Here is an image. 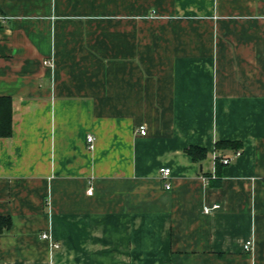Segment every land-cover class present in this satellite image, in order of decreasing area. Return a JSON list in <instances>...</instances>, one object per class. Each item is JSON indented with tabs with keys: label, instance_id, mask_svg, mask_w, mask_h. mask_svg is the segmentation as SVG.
I'll return each instance as SVG.
<instances>
[{
	"label": "crops",
	"instance_id": "0c3cea01",
	"mask_svg": "<svg viewBox=\"0 0 264 264\" xmlns=\"http://www.w3.org/2000/svg\"><path fill=\"white\" fill-rule=\"evenodd\" d=\"M0 96V264H264V0H0Z\"/></svg>",
	"mask_w": 264,
	"mask_h": 264
},
{
	"label": "trees",
	"instance_id": "16d2710c",
	"mask_svg": "<svg viewBox=\"0 0 264 264\" xmlns=\"http://www.w3.org/2000/svg\"><path fill=\"white\" fill-rule=\"evenodd\" d=\"M12 100L7 96H0V137H10L13 133L12 127ZM218 153H224L225 151H233L234 153L239 151L243 144L238 141H218L215 145ZM187 153L191 156V158L195 161L200 162L207 155V150L205 148L192 146L187 149ZM222 153V154H223ZM222 157L225 155L217 156V171L216 176L213 180L219 182L221 180V169L223 167V163L221 161ZM215 182V183H216ZM12 227V220L9 216H0V235L9 231Z\"/></svg>",
	"mask_w": 264,
	"mask_h": 264
},
{
	"label": "built area",
	"instance_id": "2783aa9c",
	"mask_svg": "<svg viewBox=\"0 0 264 264\" xmlns=\"http://www.w3.org/2000/svg\"><path fill=\"white\" fill-rule=\"evenodd\" d=\"M45 65L49 67H53V61L51 59H47L44 62ZM140 134L146 135V127L142 126L140 127ZM87 141L89 143V146L91 148L94 147V141L95 137L93 135H89L87 138ZM241 150L235 152L232 156L229 157H222L221 161L224 165L230 164L236 157H238L241 154ZM172 170L169 167H161L159 170V175H160V180L163 183L164 187L166 189H170L172 187L171 183L169 182V179L171 178ZM90 195L93 194V187H91L88 191ZM219 205H214L212 207H205L204 212L205 213H212L214 210L219 209ZM41 237L47 241H49L51 248L57 249L59 248V244L55 241L54 237L52 236L51 232L47 231L42 233ZM253 248V240H248L244 244V250L245 251H250Z\"/></svg>",
	"mask_w": 264,
	"mask_h": 264
}]
</instances>
